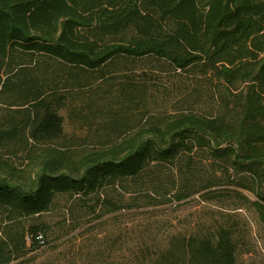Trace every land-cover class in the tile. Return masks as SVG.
<instances>
[{
    "label": "trees",
    "instance_id": "obj_1",
    "mask_svg": "<svg viewBox=\"0 0 264 264\" xmlns=\"http://www.w3.org/2000/svg\"><path fill=\"white\" fill-rule=\"evenodd\" d=\"M196 196L264 226V0H0V264H239L232 213L120 222Z\"/></svg>",
    "mask_w": 264,
    "mask_h": 264
},
{
    "label": "rangeland",
    "instance_id": "obj_2",
    "mask_svg": "<svg viewBox=\"0 0 264 264\" xmlns=\"http://www.w3.org/2000/svg\"><path fill=\"white\" fill-rule=\"evenodd\" d=\"M66 130L69 135L80 136L81 132L71 123L67 122ZM243 194L249 199L253 200V197L247 193ZM197 196L194 201L180 206L167 207L165 209L158 210H142L133 211L131 213H122L120 222L128 227H135L136 231H141L138 225L149 219L168 220L173 228L181 230L182 232H191L198 229H202L203 226L212 224L215 219L220 218L221 213H232L236 215L239 220H243L246 225L245 242L240 248L238 256L239 264H264V226L259 220L257 213L248 203H239L238 200H230L227 202H211L203 203L197 201ZM122 225V226H123ZM138 232V233H139ZM141 233V232H140ZM80 244L75 245V250L80 248ZM68 244H62L58 246L57 251L53 253H43L39 255V263H45L46 261L57 259L59 263L65 264L67 262L66 257H72L68 254ZM65 252L63 256H57L59 252ZM58 253V254H57ZM85 253L83 252L82 255ZM62 255V254H61ZM66 260V261H65ZM81 262H78L80 264ZM100 264V263H92Z\"/></svg>",
    "mask_w": 264,
    "mask_h": 264
}]
</instances>
